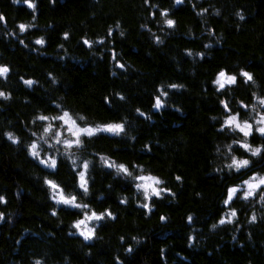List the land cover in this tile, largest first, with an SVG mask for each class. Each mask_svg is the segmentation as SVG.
<instances>
[{
  "label": "trees",
  "instance_id": "obj_1",
  "mask_svg": "<svg viewBox=\"0 0 264 264\" xmlns=\"http://www.w3.org/2000/svg\"><path fill=\"white\" fill-rule=\"evenodd\" d=\"M31 3L34 9L0 0V66L9 69L0 78L8 97L0 96V264H264V200L238 194L224 204L228 188L264 172V159L234 140L248 139L264 153V138L219 131L229 114L246 112L240 121L264 115L256 104L264 97V0ZM220 71L239 83L218 90ZM63 112L80 127L119 123L124 130L95 135L56 157L57 169L47 168L30 148L42 136L44 146V127L58 126L51 118ZM101 156L135 179L155 177L167 191L146 200L135 179ZM233 156L253 163L229 169ZM88 161L85 196L72 169L82 171ZM45 180L88 207L57 205ZM105 211L112 218L96 222L90 240L75 233L76 220Z\"/></svg>",
  "mask_w": 264,
  "mask_h": 264
},
{
  "label": "snow or ice",
  "instance_id": "obj_2",
  "mask_svg": "<svg viewBox=\"0 0 264 264\" xmlns=\"http://www.w3.org/2000/svg\"><path fill=\"white\" fill-rule=\"evenodd\" d=\"M12 2L18 3V0H12ZM24 2L26 3L27 7L29 9H34L35 5L33 3H31V0H24ZM147 2V0H146ZM183 3V0H175V5L179 6ZM155 6V5H153ZM162 16H167L168 13L166 11L161 12ZM199 15V13H198ZM217 15H219V13H217ZM5 18L0 15V21H3ZM166 25L171 28L174 25V21L172 19H166L165 20ZM25 25H19L20 31L24 32L25 31ZM109 35H111V33H109ZM121 35H123V33H121ZM68 36L67 34H65V39H67ZM23 41H21L22 43ZM35 43L37 45H43L45 43V41L41 38V39H37L35 41ZM86 46L91 47L89 41L85 40L83 42ZM99 43L103 44L104 41H99ZM207 47V46H206ZM189 55H191V53H189ZM9 69L7 67H2L0 66V76L5 75L6 73H8ZM240 77L244 78V82H252L253 81V76L251 73L247 72V71H241L240 72ZM24 83L28 86H31L34 81L31 80H25ZM215 83L219 86L218 90L224 89L225 85H237L239 83L238 81V77L236 75H228L225 71H220L217 75V79L215 81ZM172 87H177L176 85H172ZM0 96L4 97V99H8L7 96L4 95L3 92H0ZM121 99H124L123 97H121ZM258 103L261 107H264V98H261L258 100ZM221 104L224 107V111L231 113V106L227 103H225L224 101H221ZM57 108L59 107V105L56 106ZM154 107L159 110L161 107V102L159 99L156 100V103L154 105ZM242 108H247L246 104H241ZM139 112V109L137 110ZM140 115H143L142 112L139 113ZM240 115H247V113H237V114H230L227 119L224 122V125L221 127V129H219V131L224 132L225 128H229V129H234L236 131H239L240 133H242V135L245 138H248L250 136L253 135V133H258L259 136L261 138H264V115H260L259 119L256 120V124L259 125V127H254L252 123H249L248 120H244L243 122L238 121V116ZM37 120L44 122V121H48L50 119V117L46 116V115H39L37 118ZM51 119H55L57 121L61 122L62 126H65L68 130V132L71 133L72 139L71 140H65L63 141L64 144V148H65V152H67L69 149L73 148V146L75 145L76 148H82V147H86V145L94 138L95 133L97 132H108V133H113V134H120L123 130H124V126L122 124L119 123H114V124H107L105 125L103 128H101L100 126H97L95 129L91 128V127H80L77 126L76 121L72 120L69 117L68 112H63L62 115H57ZM81 120L84 119L83 116L80 117ZM52 129V125L48 124V126L44 127L43 131L45 134L49 133ZM55 135L57 137H59L61 135V133L59 131H57L55 133ZM7 136L10 140H12L13 143H16L15 138L12 136L11 133H7ZM83 137H87L88 139H83ZM60 141L57 140V143H59ZM239 144V148H242L245 152H250L251 157H261V159H264V153H262L261 148L260 147H255L253 148L251 146V144L249 143L248 139H245L242 143L239 142L238 138L234 140V144ZM229 147H232L231 145ZM37 145L36 144H32L31 148H30V152L31 155L34 158L39 159V152L36 151ZM100 159L102 161H104V163L111 168H116L117 174L119 175L120 173H123L126 177H131L133 179H135V177H133V174L131 172H129V170L123 165H116L115 163H109L107 161V159L103 156L100 157ZM39 163L41 165H44L47 168H51V169H57L58 168V162L56 159H52L49 162H46L44 159H39ZM73 164H75V160L72 161ZM92 163V161H88L86 163L83 164V168L85 170L89 169V165ZM253 163V161H251L250 159H239L237 160L235 156L232 157V161L230 164L227 165V167L229 169H235L237 171L242 170V169H249L250 165ZM73 172L76 173V177L78 178V183H79V188L82 189L83 194L85 196H87L89 194V187L87 184V181L85 179V175H86V171H77L75 168L72 169ZM243 174H246V172H244ZM138 179H140L141 181H151V183H145V184H137L136 187L137 189H143L144 191V198L147 200L149 198V195L151 196H155L158 199H162L161 197V193L162 192H166L167 189L165 188H157L155 187V185H159L162 182L157 180L155 177H145V176H140L138 177ZM177 180H180L181 178L179 176L176 177ZM45 183L51 188L53 189L55 192H59V188L58 185L54 182H52L51 180H45ZM246 187H247V191L244 193L243 199H248L249 197H252L254 194H256L257 192H259L260 197L262 200H264V177H260L257 178L256 176H252L249 178V180H246L243 182ZM238 192V188L236 187H230L227 190V198L224 200V204L227 206L229 204L230 201L233 200L234 195ZM169 195H172L171 193H169ZM77 196L76 195H70L69 197H65L62 193L58 196L57 199V204H62L65 206H69L71 209H80L81 207L83 208H87L88 205L84 204L81 205L79 203H76L77 201ZM0 200H2V198H0ZM124 200H121L120 203H124ZM142 207L144 208H148V205H142ZM57 213L55 211L52 212V215H56ZM108 218H112L111 217V213L105 211V213L98 215L96 212H92L91 215L85 217V219H78L75 221V223L72 225L74 228H76L79 232V234L86 240H90L93 236V230L91 228H87L86 227V221H91V220H96V221H101L103 220L105 217ZM232 217L236 216V212L233 211L231 213ZM166 218L165 217H161V221H164ZM253 220H255V217H253ZM189 221L191 222V217H189ZM229 223H231V219H229L228 221ZM225 220L221 219L220 220V224H224ZM213 227H215V225H213ZM129 251H131V249H129ZM36 264H40V261H37Z\"/></svg>",
  "mask_w": 264,
  "mask_h": 264
},
{
  "label": "rangeland",
  "instance_id": "obj_3",
  "mask_svg": "<svg viewBox=\"0 0 264 264\" xmlns=\"http://www.w3.org/2000/svg\"><path fill=\"white\" fill-rule=\"evenodd\" d=\"M7 74V73H6ZM5 75H2L0 76V78H5ZM217 79V77H216ZM216 81V80H215ZM216 87L218 88L219 86L215 83ZM232 85H225L224 88L226 87H230ZM264 98V97H263ZM258 105V107H260V109L264 108V107H261L257 101L256 103ZM230 115V114H229ZM227 115L225 118H224V122L225 120L227 119V117L229 116ZM261 114L257 113L251 121H248L249 123H252L254 127H259V125L256 124V120L259 119V116ZM72 119V118H71ZM73 120V119H72ZM238 121H240L238 119ZM240 122H243V121H240ZM101 128H103L104 126H100ZM93 129H95L96 127H91ZM234 130V129H233ZM59 131L61 133V135L59 137H57L55 135V133ZM236 131V130H235ZM239 132V131H237ZM240 133V132H239ZM255 133V132H254ZM253 133V134H254ZM98 134H106V135H116V134H113V133H108V132H97L95 133V135H98ZM242 135V133H240ZM258 134V133H256ZM46 135V138L44 139V146H42L41 148V137H39L37 140H35L32 144H36L37 145V148H36V151L39 152V159L41 157V159H44L46 162H49L50 160L52 159H56V157H59L60 155H64V154H69L71 152L72 149L76 148L75 145L73 146V148L69 149L67 152H65V148H64V144H63V141L65 140H71L72 139V136H71V133L68 132L67 128L65 126H62L61 125V122L59 121V125L58 126H52V129L49 133L47 134H44ZM94 135V136H95ZM243 136V135H242ZM244 137V136H243ZM57 140H59L60 142L57 143ZM38 159V160H39ZM111 168V167H110ZM82 171H86L84 168ZM140 176H144V175H140ZM139 176V177H140ZM252 176H256L257 178H260V177H264V172L262 173H257V174H254ZM250 176V177H252ZM145 177H151V176H145ZM249 177V178H250ZM249 178L247 180H249ZM136 185L137 184H145V183H151V181H141L140 179L136 178ZM246 181V180H245ZM155 187H157L158 189L160 188V184L159 185H155ZM236 188H238V192L234 195V197H236L238 194H241V196H244V193L247 191V187L246 185L243 183L242 185L240 186H237ZM143 194H144V191L143 189H139ZM62 193V191L59 189V192H55L53 189H51V195H52V200L57 204V199H58V196ZM259 192H257L256 194H254L252 197H255ZM63 194V193H62ZM64 195V194H63ZM65 197H67L66 195H64ZM150 197H154V196H151L149 195V198ZM233 197V198H234ZM252 197H249V198H252ZM148 198V199H149ZM57 205H62V204H57ZM62 206H65V205H62ZM66 207H69V206H66ZM89 215H85V217H87ZM85 219V218H84ZM96 220H91V221H86V227L87 228H91L93 230V234H94V228H95V225H96ZM75 233L79 236H81L78 232V230L75 228ZM82 237V236H81ZM83 238V237H82Z\"/></svg>",
  "mask_w": 264,
  "mask_h": 264
},
{
  "label": "clouds",
  "instance_id": "obj_4",
  "mask_svg": "<svg viewBox=\"0 0 264 264\" xmlns=\"http://www.w3.org/2000/svg\"><path fill=\"white\" fill-rule=\"evenodd\" d=\"M41 139H43V136L41 137Z\"/></svg>",
  "mask_w": 264,
  "mask_h": 264
}]
</instances>
